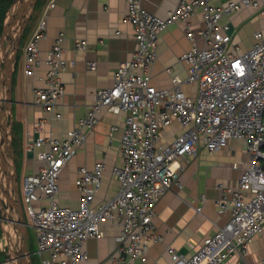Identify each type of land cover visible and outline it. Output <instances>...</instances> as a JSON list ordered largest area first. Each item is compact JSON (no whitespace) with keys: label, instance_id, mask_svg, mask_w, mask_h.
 <instances>
[{"label":"built area","instance_id":"1","mask_svg":"<svg viewBox=\"0 0 264 264\" xmlns=\"http://www.w3.org/2000/svg\"><path fill=\"white\" fill-rule=\"evenodd\" d=\"M53 6L50 2L47 8ZM240 8L264 13V0H236L221 6L211 0H179L165 17L147 11L142 0H126V19L134 28L135 48L117 66L112 85L95 90L86 114L64 137H33L26 132L24 150L32 152L41 164L21 177L20 193L26 223L34 229L39 264L85 261L86 242L103 236V222L118 228V246L111 263L142 264L147 245L162 240L153 222L155 205L173 185L181 187L179 176L187 159L199 144L211 154L232 139L245 142L248 158L237 185L222 187L216 201L220 212L229 208V219L205 237L190 256L172 248L168 251L173 264H225L231 255L243 254L248 243L264 232V39L257 31L250 48L230 52L228 25L220 23L222 16ZM196 13L203 27L197 31L186 27L191 46L179 57L186 76L181 78L167 69L170 87L157 88L151 82V70L159 35L170 24ZM46 19L45 10L24 46L23 72L32 76L41 62L46 64L44 84L35 86L33 94L35 104L52 113L63 95L60 76L68 61L63 58L62 34L41 58L38 42L44 35ZM86 46L84 40L74 42L76 51ZM88 67L94 69L95 62H89ZM185 86H194V94L186 92ZM103 109L124 114L121 163L111 169L118 189L107 200L94 204L105 165L96 162L91 167L81 166L74 181L80 193L78 206L60 205L56 200L59 174L93 130ZM60 117L54 113V118ZM173 123L181 131L161 142V132ZM39 128L41 123L37 122L34 129ZM116 128L112 125L110 130ZM0 251H4L2 240ZM9 262L6 255L0 260V264Z\"/></svg>","mask_w":264,"mask_h":264},{"label":"crops","instance_id":"2","mask_svg":"<svg viewBox=\"0 0 264 264\" xmlns=\"http://www.w3.org/2000/svg\"><path fill=\"white\" fill-rule=\"evenodd\" d=\"M230 1L236 0H211V3L221 6ZM37 2L23 32L28 29L24 43L21 37L11 83V142L15 165L17 168L18 164L21 166V177L35 171L41 164L32 152L24 150L26 132H31L33 137L47 134L64 137L76 120L86 114L88 106L93 102L95 90L112 85L117 66L127 60L135 48L134 28L126 19V0ZM50 2L54 6L47 8ZM178 2L142 0V6L151 13L165 17ZM45 10L46 29L38 42L41 58L53 46L55 38L62 34L63 58L68 61L60 76L63 95L52 113L38 107L33 94L35 86L44 84L46 64L41 62L32 76H26L23 72L24 46ZM220 23L228 25L230 44L227 49L230 52H242L250 48L257 31L261 32L264 39V13L259 10L240 8L228 16H222ZM187 26L193 31L201 29L203 22L200 14L170 24L159 35L157 58L151 70V82L157 88L170 87V73L167 69L181 78L186 76V68L179 57L191 46L185 36ZM75 40H84L86 49L76 51ZM70 61H74V64L71 65ZM89 62H95L94 69L88 67ZM184 90L194 94L195 87L185 86ZM54 113H59L61 117L54 118ZM37 122L41 123V128L34 129ZM123 123V113L104 109L99 113V120L93 130L86 134L82 145L59 174L58 204L78 206L80 193L74 184L77 169L81 166L91 167L96 162H103L105 168L103 183L94 204L116 193L118 183L111 169L121 163L119 141ZM112 125L117 126L113 131L110 130ZM180 131L181 127L173 123L161 132L160 141H169ZM247 158L242 139L229 140L225 147L211 154L207 153L202 144L198 145L196 153L187 159L180 173L181 187L173 185L155 205L153 222L162 240L147 245L142 264H173L168 248L186 257L190 256L205 237L212 235L229 219V208L220 212L216 201L222 193V187L234 188L237 185L242 164ZM231 196L230 192L226 194L227 199ZM101 228L103 236L87 240V258L76 264H112L111 258L118 246V228L108 222H103ZM225 264H264V232L248 243L243 254L231 255Z\"/></svg>","mask_w":264,"mask_h":264},{"label":"water","instance_id":"3","mask_svg":"<svg viewBox=\"0 0 264 264\" xmlns=\"http://www.w3.org/2000/svg\"><path fill=\"white\" fill-rule=\"evenodd\" d=\"M36 2L12 0L0 32V230L7 264H32L12 151L11 83L21 37Z\"/></svg>","mask_w":264,"mask_h":264},{"label":"rangeland","instance_id":"4","mask_svg":"<svg viewBox=\"0 0 264 264\" xmlns=\"http://www.w3.org/2000/svg\"><path fill=\"white\" fill-rule=\"evenodd\" d=\"M12 1V0H11ZM11 4V2H10ZM9 4V5H10ZM5 0H0V12L3 11L5 8ZM9 7V6H8ZM8 9V8H7ZM7 11V10H5ZM6 13V12H5ZM30 25V23L28 24V26ZM28 31V29H27ZM27 31L25 30V33H23V36H22V43H24V40H25V37H26V34H27ZM16 75V73H15ZM21 175H22V170H21V166H19L18 164V168H17V176L20 180L21 178ZM24 204V202H23ZM5 226V225H4ZM4 230H5V227H4ZM3 241L2 239V235H1V232H0V241ZM4 244V242H3ZM27 245H28V249L30 250V253H31V260H32V264H39V257L38 255L34 252L35 251V248H36V244H35V238H34V229L30 226L27 227ZM5 251V252H4ZM4 251H0V260H3L4 259V256L6 255L7 253V248L4 244Z\"/></svg>","mask_w":264,"mask_h":264},{"label":"trees","instance_id":"5","mask_svg":"<svg viewBox=\"0 0 264 264\" xmlns=\"http://www.w3.org/2000/svg\"><path fill=\"white\" fill-rule=\"evenodd\" d=\"M10 2H11V0H5V7H4L5 9L0 12V32H1L2 22H3L4 16H5V12H6L5 10H7ZM38 2H39V0H38Z\"/></svg>","mask_w":264,"mask_h":264},{"label":"flooded vegetation","instance_id":"6","mask_svg":"<svg viewBox=\"0 0 264 264\" xmlns=\"http://www.w3.org/2000/svg\"><path fill=\"white\" fill-rule=\"evenodd\" d=\"M14 161H15V159H14ZM15 164V163H14ZM15 167H16V165H15ZM16 171H17V167H16ZM16 180H17V182H18V187H19V196H20V202H21V209H22V211H23V205H22V199H21V193H20V183H19V179H18V177L16 178ZM23 214H24V211H23ZM5 244V243H4Z\"/></svg>","mask_w":264,"mask_h":264}]
</instances>
